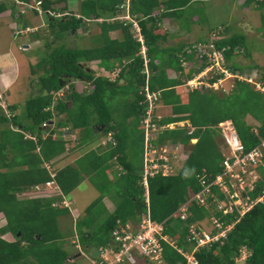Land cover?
<instances>
[{
  "label": "trees",
  "instance_id": "obj_1",
  "mask_svg": "<svg viewBox=\"0 0 264 264\" xmlns=\"http://www.w3.org/2000/svg\"><path fill=\"white\" fill-rule=\"evenodd\" d=\"M56 1L66 0H42L41 7L64 12L65 6L52 8ZM78 1L77 13L80 17L77 18L73 12L60 17L50 15L46 17L48 30L56 39L71 35L72 30L75 35L78 28H84L85 21L83 22L82 17L93 20L116 15L123 3V0ZM250 1L253 0H247L246 3ZM194 2L130 0L129 7L130 14L140 26L146 55L149 58L150 88L161 90L162 102L170 104L175 115L162 118L161 123L189 119L194 127L191 134H187L186 128L181 127L160 133L158 138L160 143L166 140L180 142L184 149L186 146L189 147V151L182 167L176 173L148 178L151 218L157 221L165 219V233L176 238L177 243L185 249L188 247L184 240L187 224L204 219L207 211L193 203L189 208L191 214L185 222L171 218L170 215L185 201L189 189L193 192L200 189L197 175L202 169L211 175L221 170L222 154L219 149L221 139L215 129L217 124L230 120L246 149H250L264 137V92L255 90L251 84L236 80L234 90L224 96H218L210 90L194 89L188 93V101L185 104L181 103L179 95L172 88H168L173 84L166 79L165 64L181 71L176 53L180 52L185 44L176 50L161 48L159 44L165 39V32L158 26V21L162 16H171L172 12L173 16L177 17L176 14L181 13L188 4L192 13H197V8L192 7ZM261 4L264 2L258 3L259 6ZM8 5L6 1H0V13L6 11L12 13L13 6L8 8ZM159 9H162V12L156 16L154 11ZM31 12L35 17L39 15L36 9H31ZM17 13L19 17L26 15ZM197 17L203 19L201 10ZM96 24L99 33L93 37L94 43L89 47H67L60 42L51 48L46 44L45 56L30 65L31 73L34 72V68L42 69L37 78V93L25 100L24 108L9 119L11 122L0 110V125H4L0 129V213L5 219V224L0 227V264H11L31 257L38 264H64L67 253L56 243L61 237L57 225L60 210L52 206L54 198L17 197V192L21 189L43 184L50 179L42 162L65 150L60 130L62 126H69L77 136V143L71 144L69 149L77 146L79 142L80 145L87 144L93 130H96L95 133L99 136L112 130L117 140V145L107 148L106 151L100 153L95 150L87 151L75 162V166H65L58 170L54 177L61 192L67 194L81 181L80 172L91 173L90 180L101 194L86 208L88 215L93 209H97L98 204L102 205L104 194L110 193L113 187L119 184L115 191L118 197L115 210L97 226H92V222L86 225L90 232L88 233L90 242L97 241L101 245L107 243L117 221L124 223L128 219H137V216L146 209L144 189L139 183L143 149V134L139 124L143 114V105L140 104L143 96L139 90L144 82V75L141 73L143 69L141 43L133 37L131 25L126 20L112 22L104 20ZM28 25L29 22L25 21L22 29ZM222 26L226 32V26ZM112 29H119L121 37L111 38L109 31ZM37 31L38 28L31 34L37 37ZM243 43V35L232 34L222 38L218 46H229L225 52L229 60L235 55L234 48H242ZM165 53L168 54L162 56ZM187 58L190 62H195V56L187 55ZM155 59L158 63L154 62ZM88 62L98 63L106 70H111L117 65L120 68L118 78L111 81L104 76L95 75L85 64ZM188 73L191 74V69ZM121 76L125 81L120 84ZM72 79L81 80L89 85L86 88H74L70 83ZM62 83L69 84L70 87L64 90L63 96L55 100L50 108L52 92L64 86ZM120 94L123 97L117 98ZM61 114H64V118L55 120V129L51 131L56 133L55 137L52 138L50 135L41 138V123ZM247 115L258 121V124L247 122L245 120ZM9 124L17 125L21 130L36 135L37 140L24 138L21 132L12 130ZM193 137L197 138L195 143L190 140ZM134 144L137 147L135 150L132 149ZM138 150L140 164L136 167L130 155L133 156ZM114 156L125 173L116 175L111 181L106 171L110 166V159ZM258 171L261 180L257 181L252 190L250 194L252 198L258 196L263 188L264 157ZM237 215L234 212L224 218L227 221H234ZM5 233H10L14 239L7 241L1 238ZM84 239L88 238L82 236V240ZM163 245L166 264H186V259L173 247L166 243ZM243 247L249 251L243 264H264V199L255 203L239 217L225 238L212 243L209 247L199 248L194 252V256L199 264H236V258Z\"/></svg>",
  "mask_w": 264,
  "mask_h": 264
},
{
  "label": "built area",
  "instance_id": "obj_2",
  "mask_svg": "<svg viewBox=\"0 0 264 264\" xmlns=\"http://www.w3.org/2000/svg\"><path fill=\"white\" fill-rule=\"evenodd\" d=\"M2 1V0H0ZM18 7L20 13H26L27 10L36 9L38 14H48L53 17L68 15V12L55 13L51 9H43L41 7L42 0H32V2H23L13 0ZM255 6L264 0H253ZM120 7L126 9L124 20L131 25L133 37L141 43L140 54L143 59V69L141 73L144 75V82L139 93L143 96L140 104L143 105V114L140 118V128L143 134V149H142V170L139 183L144 189L145 211L137 216L134 221H125L121 223L117 221V225L111 230L110 239L107 243L99 245L97 248L98 256L92 259V264H166L163 257V244L166 243L173 247L185 259L186 264H199L194 256V252L202 247H209L214 242H220L226 237L227 233L233 227V224L238 221L246 211H248L255 203L261 202L264 199V179L261 193L252 198L250 192L254 189L257 181L261 180L258 166L262 163L264 157V137L259 139V142L246 149L237 130L230 120H224L217 124L215 129L219 133L221 142L219 149L222 154L220 163L221 170L214 175L207 173L205 169L197 175L200 184V189L193 192L189 189L185 201L181 203L177 209L170 215L171 218H177L185 222L190 216V206L194 203L207 211V216L200 220L187 224L185 243L187 249L177 243V239L165 233V219L157 221L151 218L149 208V191L148 178L161 175L167 176L176 173L180 170L178 162H180L181 152L184 147L180 142L174 143L171 140H166L163 143L158 141L162 131L174 129L176 127L186 128V133L191 134L194 127L190 123L178 124L177 122L161 123L162 116L157 113L158 103L161 101V90L150 88L151 70L148 66L149 58L146 55V47L143 44V36L140 31L138 21L129 12L130 0H123ZM162 11V9H159ZM76 17L79 14L75 13ZM115 15L112 19H118ZM84 20L90 21L89 18ZM101 21V18L95 19ZM36 27H26L24 29L15 25V35H20L26 31H34ZM225 37L224 27L217 25L212 28L206 37L186 43L180 52L176 53L179 59L182 70L188 72L190 69H195L191 76L185 81V84L191 89L214 91L218 88L219 82L227 77L233 76L242 79L239 74H232L231 67L225 52L229 49L228 45L218 46V42ZM233 52L239 53V48H234ZM187 55L195 56V62H190ZM120 71L116 67L110 72V75L117 76ZM109 75V78H111ZM108 77V76H107ZM250 81V77L243 78ZM77 82L83 83L78 80ZM86 83V82H85ZM257 89L263 90L258 83H254ZM89 83L83 85L82 88L88 87ZM69 86L66 84L60 89L53 91L52 105L55 100L63 96L64 90ZM1 98V95H0ZM4 107V104L0 102ZM9 116L10 114L7 113ZM41 128L45 129L40 134L41 138L51 135L55 137L54 122L46 120L41 123ZM61 136L65 143V150L70 148V145L77 143V136L70 130L69 126L60 128ZM256 132V127H254ZM25 138L37 140L36 135L29 132H23ZM192 143L197 141V138L190 139ZM117 145V140L112 130L107 131L100 136L96 145L93 148H113ZM114 162L113 168L117 174L124 171L121 164L116 161V157L112 158ZM46 168L49 169L46 165ZM55 173L50 172V179L43 184H35L31 188L34 193L42 195H51V188L58 189V185L54 184ZM255 182V184H253ZM60 204L67 206L63 200ZM52 205H57L52 203ZM236 212L238 215L234 221H227L224 216L231 215ZM218 214V215H217ZM249 255V251L243 247L240 250V255L236 260H245Z\"/></svg>",
  "mask_w": 264,
  "mask_h": 264
},
{
  "label": "crops",
  "instance_id": "obj_3",
  "mask_svg": "<svg viewBox=\"0 0 264 264\" xmlns=\"http://www.w3.org/2000/svg\"><path fill=\"white\" fill-rule=\"evenodd\" d=\"M192 1L193 2L197 1V2H194V5L192 7H196L197 8L196 10H198V12H200L201 10V12L204 13V9H205L204 2L205 1L208 2V0H192ZM246 1L247 0H240V1L237 0V3L235 2V4H238V3L242 4V7H241L242 11L241 13H239L238 18H236V16L238 15V11L235 8L231 11V14L227 17L226 22L224 24H221V25L226 26L225 37H229L232 34H237V35L240 34V35H243L244 37V43L242 45V48L241 47L239 48L240 51L244 50V53L240 52L236 55H233L232 58L228 60V63L231 67L232 74L233 73L239 74L240 76H242V79H238L233 76L222 79L218 84V88L214 90V92L218 96L229 95L235 88L236 80H238L239 82H247L251 84L252 88H254L253 86L254 83H258L260 87L264 88V85H262L258 81L259 77L260 78L262 77V73L260 69L262 66H264V50L261 49L258 51H254L253 49L248 50V48L246 47L247 42L252 43L253 41H255L256 43H260L264 41V30L263 29L257 30L258 26L256 25V23L254 24L252 22V21H255V19H258L259 22H262V19L264 18V13H262L261 15L262 16L261 20H259V18L254 17L253 15L254 13L253 12L249 13L248 11L249 7L254 6V2L250 1L249 3H246ZM229 2L233 3L232 0H229ZM8 8H10L9 5H8ZM256 8H260L259 10L264 11V4H261L260 6ZM13 10L15 11V14H17L18 7L13 6ZM188 10H189V4L184 9L181 10V13L176 14L178 18L173 16L174 13L172 11H171L172 12L171 16L167 15V16H162L160 18V20L158 21V26L160 27L161 30L165 32V39L163 41H160V44H159L161 48H168L170 50H176L188 42H191L194 40L196 41L198 39H202L206 37L207 33L213 27H215V25H210L209 28L205 29L204 25L208 22V17L206 13L204 14L203 19H200L197 17L198 12L192 13L193 11H190V10L188 11ZM159 12H162V11L155 10L154 14H156L157 16ZM12 16L16 18L15 22H21L20 19H23L25 16L27 17V14L17 18L14 15L13 11L12 13H9V11L0 13V40L1 38H3L2 37L3 34L5 33L9 34L5 38V41H2L4 42V44L0 45V93H3L5 95L6 97L5 99L7 100V103H9L10 107L12 106V108L16 111V113H18L15 107L17 103L16 96L19 95L21 97L23 93L29 90V87L27 83L25 82V78H28V75L30 74L32 75L30 71V65L37 62L32 57H27L24 54V52L33 49L34 46H32L33 44L32 41H35L38 39L34 37V35H31L29 39L28 34L22 35V36H17V35L15 36L14 33L11 32V26H12V23H14L11 21V19L13 18ZM8 19H10V23L8 22L9 21ZM25 21L29 22L28 19H25ZM25 21L23 20V22L19 24L23 25ZM105 21L112 22L113 20L110 21L108 20V18H106ZM234 26L242 30V32L239 33V32L233 31ZM261 27L262 26H260V28ZM109 35L111 38H120L121 31L119 29H112L109 31ZM17 39L19 40L18 44H16V41H15ZM89 46H91V44ZM166 54L168 53H165L162 56L165 57ZM234 61L238 63L237 66L235 65ZM154 62L158 63V60L155 59ZM88 64H90V66L94 68V70L92 68L91 69L96 72L95 75L104 76L111 81L118 78L117 76L114 77V75H110V72L113 71L117 65L114 66V68L111 70H106L103 67L99 66L98 63L94 64L92 62H88ZM165 67H166L165 68L166 79L171 82L170 84H173L169 86L168 88H172L175 91V93L179 95V98L182 104L187 103L188 93L194 90L185 84V81L191 76V74H189L185 70L180 71L168 64L167 65L165 64ZM194 71H195L194 68L191 69V73ZM109 75L111 78H109ZM254 76L256 78L259 76L257 78V81L254 80L255 79ZM244 77L245 78L250 77L251 80L250 81L244 80L243 79ZM124 81H125V78L121 76L119 78V83L120 84L124 83ZM16 84L17 85L20 84V86L14 89L13 87ZM202 89L204 88L201 87L200 89H197V90H202ZM9 91H10V94H11V91L13 92L11 96L9 95ZM116 102L118 101L116 100ZM157 110H158V113L162 114L163 119L175 116L172 113L171 105L164 104L162 102V99L158 103ZM185 120H188V119H183V122H184L183 124L190 123V121L186 122ZM245 120L247 122L249 120L253 124H258V121L254 120L249 115L245 117ZM174 122H177V121H174ZM95 131L96 130H93L94 134H98V133H95ZM93 137L94 136H89L88 143L85 145H80V142H79L77 146H75L74 148L64 150L59 155L49 160L43 161L42 166L48 171L49 174L50 172L51 173L54 172L56 174L58 170L64 168L65 166H68V165L75 166V162L82 155H84V153H86L89 150H95V152L97 153H100V151H106V149L101 148V147L93 148L96 145L97 140L100 136L97 135L95 142L93 141L94 139H92ZM187 154L188 152L187 153H185V151L181 152L180 162H178V166L180 168L182 167V164L185 158L187 157ZM138 155H140L139 150H138ZM109 163H110V166L108 167L106 171L107 177L109 180L113 181L116 175L125 173V170H124L122 173L117 174L115 169L113 168L112 159H110ZM139 164H140V160H139ZM46 165L49 169L46 168ZM90 174L91 173L88 171L87 173L80 172V176L82 177L81 181L78 183L76 187H74L67 194H63L59 187L58 189H55L54 187H52L51 195H42L41 193H34L31 188L32 186L23 188L17 192L18 198H37V197L54 198L52 202H56L58 203V205L53 206V207L60 210V213L57 216V225H58L59 230L60 228L62 229V227H61V221H59L58 218H62V216L64 217L67 216L69 218L70 220V222L68 223L69 242L71 244L75 243L78 250L74 254H69V252H67L64 247L65 246L64 241L66 240L64 239L62 241L63 244H59L63 248V250H65V252L67 253V257L64 262L73 261L74 258L84 256L85 254L89 253L90 251L89 244L91 242H90V239H89L90 236H88V233L90 232L87 230L86 225L92 222V226H97L99 223H101L105 219L104 218L99 223L98 222L95 223L94 218H97V213L94 212V209L91 211L89 215L88 213H86V208L92 202L89 201V197H88L89 192L87 195H84V193L82 192L83 189L82 188L79 189V188L82 182H87L89 183V185L92 184L90 182L91 181ZM54 184L57 185L56 182H54ZM99 194L100 193L98 191V196ZM113 194L116 195V192L111 191L110 193H105L102 198V205H101L103 207L102 210L105 211L106 209L109 212L108 215L111 214L116 208V202H115L116 199L113 196ZM95 195H97V192L95 193ZM98 196H94V198H97ZM63 200L68 204L67 207L60 204V202ZM81 200L86 201V204L84 206H83V203L81 204ZM117 201H118V197H117ZM0 215L2 216V218H0V227H2L5 224V219L2 213H0ZM81 217L82 219L79 220V218ZM134 220L135 219H128L127 221H134ZM78 228H80V230ZM62 231H64V229H62ZM82 236L88 239L82 240ZM1 238H4L7 241H12L14 239L10 233H5L1 235ZM75 238L78 239V241H75ZM81 241L83 242L82 243L83 245L81 244ZM78 242H80V245ZM84 242H86V245H84L85 244ZM99 245L101 244H98V246ZM90 254L91 253H89V255ZM18 262L19 263L17 264H27V263L38 264L37 262L34 261L32 257L27 258L26 260H20ZM11 264H14V263H11Z\"/></svg>",
  "mask_w": 264,
  "mask_h": 264
},
{
  "label": "rangeland",
  "instance_id": "obj_4",
  "mask_svg": "<svg viewBox=\"0 0 264 264\" xmlns=\"http://www.w3.org/2000/svg\"><path fill=\"white\" fill-rule=\"evenodd\" d=\"M9 4V6H15L16 4H14L12 2V0H6ZM240 1V0H238ZM206 2V1H205ZM205 6H204V13H203V16L204 14L206 13L207 14V17H208V22L204 25L205 26V29L206 28H209L210 25H221V24H224L227 20V17L231 14V11L233 9H237L238 11V15L236 16V18L239 17V13H241L242 11V4H235V2L237 3V0H232V2L234 3H231L229 2V0H208V2H206ZM233 4V5H232ZM63 6L66 7L65 11H72V10H75L76 12L78 11V7H79V1L78 0H66V1H56V3H54L52 5V8H62ZM258 6H255V3H254V6L253 7H249L248 11L249 13L253 12L254 14V17L256 18H259V20H261V15L262 13H264V11L262 10H259L260 8H256ZM190 10V8H189ZM188 10V11H189ZM191 11V10H190ZM57 12V11H55ZM13 13L14 15L19 18V15L15 14V11L13 10ZM126 9L124 7H120V10L119 12L117 13L118 15V20H124L125 16H126ZM27 14V17L25 16L23 19H20L21 22H23V20L25 21V19H28L29 21V26L30 27H36L38 28V36L36 37L38 40H35V41H32V46H34L33 49L31 50H28L26 52H24V54L27 56V57H32L34 60L38 61V59L42 58L43 56H45V51H47V46L46 44H48V47H53L55 46L57 43H64L67 47H74V46H77V47H87L89 46L90 44L92 45L94 43L93 41V37L96 36L98 33H99V27L98 25L96 24V22H91V21H87L85 22V25H84V28L83 27H80L76 30V34H74V31H71V35L67 34L64 36V38H60V39H56L55 36L49 32L48 30V24H47V19L46 17H49L48 14H40L38 15L37 17H35L32 13H26ZM257 15V16H256ZM52 16V15H50ZM13 17V16H12ZM114 16H111L110 18H108V20H113ZM13 19V20H12ZM11 19L12 22V26H11V32L13 33L14 29H15V25H17V27H21L22 28V25L19 24L21 22H15L16 21V18L13 17ZM9 23H10V19H8ZM254 24L256 23V25L258 26V29L257 30H261L263 29L264 30V18L262 19V22H259L258 19H255V21H252ZM260 26H262L260 28ZM233 31L235 32H242V30H240L239 28L237 27H233ZM28 34V37L30 39V36L33 35L31 34L30 31H26L24 35ZM9 34L5 33L2 35L3 38H1L0 40V45H3L4 42L2 41H5V38L8 36ZM19 36H22V35H19ZM35 37V36H34ZM20 38V37H19ZM16 41V44L19 43V40H15ZM195 41V40H194ZM246 47L248 48V50L250 49H253L254 51H258V50H264V41L260 42V43H256L255 41H253L252 43L250 42H247L246 44ZM45 50V51H44ZM241 52V51H240ZM239 52V53H240ZM242 52L244 53V50H242ZM238 54V53H236ZM235 54V55H236ZM235 65L237 66L238 63L236 61H234ZM89 68H92L90 66V64L88 63H85ZM94 70V68H92ZM261 73H262V77L260 78L259 76V82L264 85V66L261 67ZM34 73V74H33ZM32 73V75H28V78H25V82L27 83L28 87H29V90L25 93H23V95L20 97L19 95L16 96V99H17V103L15 105L16 109L18 112L21 111L22 108H24L23 104L25 102L26 99L30 98L33 94H36L37 93V90H38V84H37V78L39 76V74L42 73V69H36L34 68V72ZM96 72L94 71V74ZM255 77V76H254ZM257 77V78H258ZM257 78L255 77V81H257ZM78 80L77 79H72L70 81V83L74 86V88H81L83 85H86L85 82L81 83H78L77 82ZM62 85H64V83H62ZM20 84H16L14 85V89H16V87H19ZM65 86V85H64ZM70 87V85H68ZM254 86V89L257 90V91H261L260 89H257V87L255 86V84L253 85ZM207 90H210V89H207ZM211 91V90H210ZM263 92V90H262ZM11 94H13V92L11 91ZM10 94V91H9V95L11 96ZM20 97V98H19ZM123 97L121 94L119 95V97L117 98H121ZM118 101V99H117ZM70 104V103H69ZM159 110V109H158ZM158 110H157V113H158ZM160 114V113H159ZM162 116V114H160ZM57 117L55 118V120H57ZM59 119L61 118H64V114H62V116L60 115L58 117ZM248 122H251L248 120ZM4 125L1 124L0 125V129H2ZM45 129H42L40 131V133L44 132ZM86 132V131H85ZM90 133V132H89ZM90 135V134H89ZM98 134H94V132H92L91 136H94L92 139H94L93 141L95 142L96 140V137H97ZM219 135V133H218ZM216 135V136H218ZM93 142V143H94ZM133 150L137 149L136 145L134 144L133 145ZM185 151V153H187L189 151V147L186 146L185 149H183V152ZM9 156V154H8ZM130 159L132 160V162L136 165V167L139 166V155H138V151L134 153V155H130ZM98 180V178H96ZM91 182V181H90ZM92 183V182H91ZM119 187V184L117 185V187H113V191H116L117 188ZM83 189V193L84 195H87L88 192V197H89V201L90 202H93L96 198H94V196H98V189L93 185V183L91 185H89V183L87 182H82L80 184V188L79 189ZM97 192V195H95V193ZM100 193V192H99ZM101 194V193H100ZM99 194V195H100ZM251 194V192H250ZM113 196L115 197V202H117V196L115 194H113ZM83 203V206L86 204V201L84 200H81V204ZM89 203V202H88ZM97 209H94V210H97L98 212H95L97 213V218H94L95 220V223H99L101 222L104 218H106L108 216V211L105 209L102 210V206L100 204H98L97 206ZM0 218H2V216L0 215ZM82 219L79 218V220ZM59 221H61V227L62 229H64V231H62V229L60 228V234H61V238L60 240H58V242L56 241L57 244H63V240L66 239L64 241V247L66 249L67 252H69V254H74L77 252V247H76V244L75 243H70L69 242V236H68V223L70 222L69 218L66 216H62V218H58ZM75 241H78V239L75 238ZM79 245H80V242H78ZM83 242L81 241V244ZM86 245V242H84ZM83 245V244H82ZM89 248H90V251L89 253H91L89 255L88 254H85L84 256H80V257H77V258H74L73 261H68V262H64V264H92L91 263V260L92 259H96L97 256H98V251H97V248H98V243L97 241H92L90 244H89ZM19 262H16L14 264H17ZM27 264H30V263H27ZM236 264H243V261L242 260H237L236 261Z\"/></svg>",
  "mask_w": 264,
  "mask_h": 264
},
{
  "label": "clouds",
  "instance_id": "obj_5",
  "mask_svg": "<svg viewBox=\"0 0 264 264\" xmlns=\"http://www.w3.org/2000/svg\"><path fill=\"white\" fill-rule=\"evenodd\" d=\"M2 1H6V0H2ZM12 2L15 4V2L12 0ZM253 2V1H252ZM15 6H17V5H15ZM259 6V5H258ZM53 11V10H52ZM17 12H19V11H17ZM27 12H30V13H32L31 12V10H27L26 11V13ZM53 12H55V11H53ZM64 12H68L69 14H70V12L72 13H76V14H79V13H77L75 10H72V11H64ZM130 12V11H129ZM55 13H63V12H59V11H57V12H55ZM25 14V13H24ZM68 14V15H69ZM17 15H18V13H17ZM40 15V14H39ZM117 15V14H116ZM112 16H115V15H112ZM58 17H60V16H58ZM79 17H80V14H79ZM78 18V17H77ZM84 18L85 17H82V19H83V22L85 21L84 20ZM98 18H101V21H97V20H95V19H97V18H95V19H93V20H90V21H96V22H102V21H104L105 19L104 18H102V17H98ZM113 20H118V19H113ZM123 20V19H122ZM86 22V21H85ZM27 27H30L29 25L27 26ZM26 28V27H25ZM14 31H15V29H14ZM14 31H13V33H14ZM30 32H32V31H30ZM25 33H23V34H20V35H24ZM15 35V34H14ZM16 36V35H15ZM17 36H19V35H17ZM69 85V84H68ZM63 87V86H62ZM0 95H1V98H0V102H2L3 104H4V107L0 104V110H1V112L3 113V115L7 118V120H9L12 116H14L15 114H16V111L12 108V106L10 107V104L9 103H7V100L5 99L6 97H5V95L3 94V93H0ZM7 113H9L10 115L8 116L7 115ZM50 120H52L53 122L55 121V118L54 119H50ZM49 120V121H50ZM9 122H11L10 120H9ZM10 125V127L12 128V130H14V131H18V132H21L22 134H23V136H24V131L23 130H21L17 125H13V124H9ZM256 126V125H255ZM43 129V128H42ZM25 138V137H24ZM27 139H29V138H27ZM37 150H38V148H37ZM50 175V174H49ZM55 180V179H54ZM52 203H56V202H52ZM57 205H58V203H56ZM57 205H55V206H57ZM52 206H54V205H52ZM68 206V205H67ZM67 206H65V207H67Z\"/></svg>",
  "mask_w": 264,
  "mask_h": 264
},
{
  "label": "water",
  "instance_id": "obj_6",
  "mask_svg": "<svg viewBox=\"0 0 264 264\" xmlns=\"http://www.w3.org/2000/svg\"><path fill=\"white\" fill-rule=\"evenodd\" d=\"M72 31H73V30H72ZM185 121H186V122H189V119H188V120H185ZM177 123H178V124H183L184 122H183V120H182V121H177ZM101 128H102V127H101ZM101 128H100V129H101ZM253 184H255V182H253Z\"/></svg>",
  "mask_w": 264,
  "mask_h": 264
}]
</instances>
